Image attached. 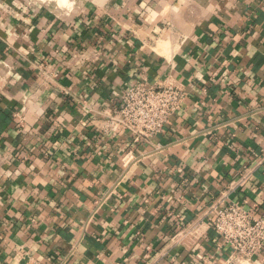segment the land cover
<instances>
[{
  "label": "crops",
  "instance_id": "0c3cea01",
  "mask_svg": "<svg viewBox=\"0 0 264 264\" xmlns=\"http://www.w3.org/2000/svg\"><path fill=\"white\" fill-rule=\"evenodd\" d=\"M73 12L0 0V264H227L212 208L264 215V0ZM145 79L187 98L135 143L108 125Z\"/></svg>",
  "mask_w": 264,
  "mask_h": 264
},
{
  "label": "built area",
  "instance_id": "2783aa9c",
  "mask_svg": "<svg viewBox=\"0 0 264 264\" xmlns=\"http://www.w3.org/2000/svg\"><path fill=\"white\" fill-rule=\"evenodd\" d=\"M27 1V0H26ZM28 6L32 4L27 1ZM58 53V52H56ZM75 55L72 59H77ZM5 72L9 70L5 66ZM7 73V72H6ZM187 98L183 86L143 80L135 82L120 96L115 114L109 119L112 131L128 133L135 143L149 141L161 134L169 120L182 108ZM250 177L244 174L236 187H241ZM212 209L215 215L211 228L219 240L229 248L227 264H252L264 250V215L254 217L242 204L225 201ZM202 222L179 225L173 238L175 244L195 242Z\"/></svg>",
  "mask_w": 264,
  "mask_h": 264
},
{
  "label": "rangeland",
  "instance_id": "374dc122",
  "mask_svg": "<svg viewBox=\"0 0 264 264\" xmlns=\"http://www.w3.org/2000/svg\"><path fill=\"white\" fill-rule=\"evenodd\" d=\"M31 4H37L47 7L58 14H73L75 10L81 8L84 4L94 0H27Z\"/></svg>",
  "mask_w": 264,
  "mask_h": 264
}]
</instances>
